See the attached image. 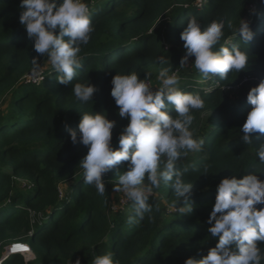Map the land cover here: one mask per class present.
Returning <instances> with one entry per match:
<instances>
[{
	"label": "trees",
	"instance_id": "obj_1",
	"mask_svg": "<svg viewBox=\"0 0 264 264\" xmlns=\"http://www.w3.org/2000/svg\"><path fill=\"white\" fill-rule=\"evenodd\" d=\"M85 2L92 11L94 31L81 45L83 66L72 84L64 85L50 64L42 81L28 78L33 57L42 67L49 61L36 53L34 40L19 23L20 0H0V257L5 246L26 242L36 259L27 264H75L77 259L92 264L97 255L109 251L119 264H184L188 257L200 259L216 243L207 218L221 179L259 170L257 175L264 180V165L257 156L264 134H253L251 144L241 139L251 109L247 93L264 81V0ZM192 17L202 28L213 20L224 21V39L231 37L248 54L246 68L223 80L219 76L200 80L194 57L181 67L186 49L180 34ZM241 19L253 33L246 44L234 35ZM159 56L169 59L164 66L179 75L183 91L205 101L203 109L193 111L191 126L204 141L202 150L189 152L177 165L189 169L183 179L193 183L189 200L193 211H174L175 193L170 184L162 183L150 197L152 212L139 224H130L131 201L114 209L107 189L101 196L84 183L79 162L87 147L79 141L74 144L70 130L79 136L82 114L104 113L116 122L112 144L118 148L129 121L119 116L110 94L112 77L135 71L143 78L150 72L153 87H159ZM88 82L96 91L93 101L82 103L72 88ZM8 92L10 99L5 100ZM170 114L175 115L174 110ZM126 170L122 165L109 171L105 183L118 181ZM259 247L264 254V243ZM0 264L26 261L23 254L12 253Z\"/></svg>",
	"mask_w": 264,
	"mask_h": 264
},
{
	"label": "clouds",
	"instance_id": "obj_2",
	"mask_svg": "<svg viewBox=\"0 0 264 264\" xmlns=\"http://www.w3.org/2000/svg\"><path fill=\"white\" fill-rule=\"evenodd\" d=\"M20 8L19 23L34 40L36 53L47 57L60 84H72L77 70L83 66L79 55L81 45L89 42L94 31L89 5L85 0H20ZM224 26V21L213 20L202 28L195 17L190 18L180 34L186 49L180 66H187L194 57V67L205 80L216 76L223 80L231 72L244 70L248 54L239 44L233 43L231 37L224 39ZM237 34L243 44L253 38L249 25L242 19L234 29V35ZM157 59L161 65L156 78L159 87H153L150 72L143 78L135 71L112 77L110 94L119 109V116L129 121L119 135L118 148L112 144L116 122L104 113L85 112L78 124L79 136L77 131L70 130L72 142L79 141L87 147L86 155L79 162L84 183L93 185L99 195L105 193L107 173L126 166L127 170L119 175L113 190L123 192L133 203L130 224H139L146 213L152 212L150 197L153 189L162 183L170 184L175 193L174 211L178 214L193 211L189 202L193 183L183 179L189 169L181 170L177 165L189 152L201 151L204 144L191 128L195 119L192 113L204 108V99L179 87V75L164 66L169 63L167 57ZM31 63L30 75L39 82L44 78L42 66L36 57ZM95 91V85L90 82L75 83L72 88L74 97L82 103L93 101ZM247 101L251 109L242 125L241 139L251 144L253 134H264V81L250 88ZM170 109L175 115L170 114ZM257 156L259 164L264 165V147ZM257 172L259 170L239 178L232 175L221 179L207 218L208 232L216 239L215 246L200 259L188 257L184 264H261L264 254L259 245L264 243V207L257 208L256 205H264V180ZM9 252L22 254L18 250L12 251L10 246ZM1 257L4 260L7 256ZM32 258L25 257L26 264ZM75 264H80V260L77 259ZM92 264H119V261L109 251L97 255Z\"/></svg>",
	"mask_w": 264,
	"mask_h": 264
},
{
	"label": "rangeland",
	"instance_id": "obj_3",
	"mask_svg": "<svg viewBox=\"0 0 264 264\" xmlns=\"http://www.w3.org/2000/svg\"><path fill=\"white\" fill-rule=\"evenodd\" d=\"M202 1H204V3H206L207 2V0H202ZM189 61H191V60H189ZM49 64H50V62H48L47 64H45L43 67H42V72H41V75L44 77L45 76V74H44V72H45V70L49 67ZM28 78L29 79H31V80H33V81H35L36 82V80L35 79H33L32 77H31V75H29L28 76ZM43 80V79H42ZM42 80H40V81H42ZM200 80H205L202 76L200 77ZM39 81V82H40ZM10 96H11V93L10 92H8L7 94H6V96H5V100H8V99H10ZM2 105L4 106V103H2ZM117 183H118V181H110V182H107L106 183V189H107V191L109 192V195H110V198H111V206H112V208H117V206H118V204H122L123 206H126L127 205V203L129 202L128 200H127V198H126V196L124 195V193L123 192H117V191H114L113 189L117 186ZM20 184H21V181H20ZM24 185H25V182H24ZM66 186V185H65ZM62 189H64V186L62 185ZM65 189H67V187H65ZM156 191L153 189V194L155 193ZM15 244V243H14ZM22 244H24V243H22ZM27 244V243H26ZM26 244H24V245H26ZM9 246H10V248L11 249H15V250H17V248L18 247H20V245H18V247L17 246H13L12 244L11 245H8V246H5L4 248H3V250H2V256H8L11 252H9ZM24 253V254H23ZM22 254H23V257H24V259H25V257H27V256H32L33 258L32 259H29L28 261H27V263H29V262H33V261H35L36 259H35V254L34 253H32V250L30 251V249H29V251L28 252H23ZM3 261V257H0V263ZM26 261V260H25ZM35 264H39V263H36V262H34Z\"/></svg>",
	"mask_w": 264,
	"mask_h": 264
},
{
	"label": "built area",
	"instance_id": "obj_4",
	"mask_svg": "<svg viewBox=\"0 0 264 264\" xmlns=\"http://www.w3.org/2000/svg\"><path fill=\"white\" fill-rule=\"evenodd\" d=\"M13 246H17L18 247V245H20V247H18L17 248V250L18 251H21L22 253L23 252H28L29 251V247L27 246V245H24V244H22V243H20V242H17V243H13L12 244ZM25 249H27L28 251H25ZM15 249H12V251H14Z\"/></svg>",
	"mask_w": 264,
	"mask_h": 264
}]
</instances>
